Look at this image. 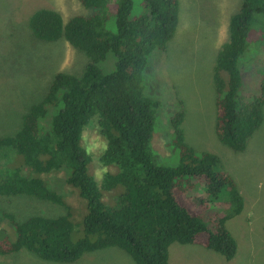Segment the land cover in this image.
I'll return each instance as SVG.
<instances>
[{
	"label": "trees",
	"instance_id": "trees-1",
	"mask_svg": "<svg viewBox=\"0 0 264 264\" xmlns=\"http://www.w3.org/2000/svg\"><path fill=\"white\" fill-rule=\"evenodd\" d=\"M77 1L89 14L64 22L56 11L39 9L28 20L35 39H64L88 61L79 76L56 73L43 98L22 116L19 129L0 137V197L27 195L64 206L62 197L40 178L63 168L65 183L85 202L82 234L75 236L69 209L65 215L31 216L21 222L8 214L0 257L25 251L48 262L74 263L86 253L116 247L135 264H168L169 246L177 243L231 260L237 245L225 223L243 211L244 202L219 158L186 143L182 108L169 119L178 164L158 166L150 152L160 103L145 95L142 72L148 55L165 50L174 37L178 0H142L137 16L131 14L133 0ZM257 26L264 54V0H241L213 68L214 132L234 152L244 151L263 121L264 73L257 93L240 94L239 61ZM109 54L114 66L105 73L98 65ZM47 108L53 115L46 128L42 121ZM95 115L106 141L99 161L115 168L103 176L102 189H122L111 206L101 202L88 172L91 158L80 143L83 128ZM200 188L202 198L195 194ZM213 203L223 212L215 211Z\"/></svg>",
	"mask_w": 264,
	"mask_h": 264
},
{
	"label": "rangeland",
	"instance_id": "rangeland-1",
	"mask_svg": "<svg viewBox=\"0 0 264 264\" xmlns=\"http://www.w3.org/2000/svg\"><path fill=\"white\" fill-rule=\"evenodd\" d=\"M179 15L174 37L163 51L154 50L147 57L142 72L146 96L160 103L156 111L150 152L158 166L174 167L178 154L173 150L170 116L182 108L181 128L186 143L194 150L215 154L221 169L234 180L244 202L243 211L226 221L227 230L236 242L235 256L226 261L213 251L197 245L172 243L168 264H264V108L263 121L248 139L242 152L222 145L214 132L215 90L213 68L220 47L227 40L228 22L241 0H178ZM39 9L56 11L66 22L76 15H87L77 0H0V137L15 133L27 109L45 95L52 77L63 72L79 76L86 63L84 53L64 39L53 42L37 40L28 28L30 16ZM143 11L142 0H133L132 15ZM263 21V20H262ZM258 26L249 35V47L239 61L244 96L257 93L264 73V54ZM108 73L113 70L111 54L98 65ZM181 102V105L179 103ZM53 109L47 108L42 121L47 128ZM81 146L90 156L88 172L101 193V202L111 206L121 186L102 189L103 176L114 172L113 166H102L99 159L106 146L99 134L97 115L83 128ZM66 170L60 169L40 178L59 194L64 206L27 195L0 197V239L6 230L5 215L21 222L31 216L57 217L71 212L75 236H81L84 200L65 183ZM47 177V178H46ZM204 197V190L195 193ZM213 203L212 208L223 212ZM0 264H135L124 251L110 247L84 254L74 263H54L21 251L0 257Z\"/></svg>",
	"mask_w": 264,
	"mask_h": 264
}]
</instances>
